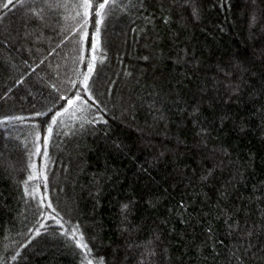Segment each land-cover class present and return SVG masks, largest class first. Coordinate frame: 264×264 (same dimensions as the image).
<instances>
[{
  "label": "trees",
  "instance_id": "1",
  "mask_svg": "<svg viewBox=\"0 0 264 264\" xmlns=\"http://www.w3.org/2000/svg\"><path fill=\"white\" fill-rule=\"evenodd\" d=\"M103 2L0 6V264H264V0Z\"/></svg>",
  "mask_w": 264,
  "mask_h": 264
},
{
  "label": "snow or ice",
  "instance_id": "2",
  "mask_svg": "<svg viewBox=\"0 0 264 264\" xmlns=\"http://www.w3.org/2000/svg\"><path fill=\"white\" fill-rule=\"evenodd\" d=\"M11 3H13V0H7V3H5V4H3V5H0V6H2V7H4V8H7L8 5L11 4ZM109 3H110V0H104L103 3L99 4V11H103V9L105 8V6L108 5ZM87 4H88V0H85V5H87ZM97 23H99V21H97ZM97 31H99V29H98ZM97 44H98V40H97L96 43H93V44H92V48H93V49H96ZM93 59H95V57H93ZM91 74H92V65H89V72H88V74L84 77V84H85L86 86L88 85L89 78H90ZM77 99H79V97H77ZM72 103H73L72 100H69V101H68V104H69V105H71ZM57 115H59V113H58ZM55 123H56V120H55V118H54V119H53V124H55ZM48 131H49V133H51L52 129L49 128ZM47 140H48V137H45V138H44V143H45V145L47 144ZM37 151L39 152L40 150L37 149ZM34 178H35V177H31V176L29 177L30 180H31V179H34ZM49 206H50V205H49ZM57 223H60V222L57 221ZM77 231H78V229H77ZM73 235H75V232L73 233ZM78 246H81V247H83V248L86 249V245H84V244H80V242H78ZM89 251H90V250H89ZM89 264H92V262L89 261Z\"/></svg>",
  "mask_w": 264,
  "mask_h": 264
}]
</instances>
